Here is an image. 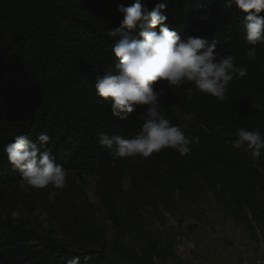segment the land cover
<instances>
[{
    "label": "trees",
    "instance_id": "1",
    "mask_svg": "<svg viewBox=\"0 0 264 264\" xmlns=\"http://www.w3.org/2000/svg\"><path fill=\"white\" fill-rule=\"evenodd\" d=\"M134 2L0 0V205L8 210L7 215L0 213V264H66L73 256L81 264H153L154 257L168 256L176 260L150 241L140 251L120 241L109 247L100 231L99 250L94 251L89 226L78 213L70 214L67 244L39 224L36 229L30 222L36 203L3 190L23 181L4 151L17 135L36 141L47 132V148L66 172L101 177L115 191L121 192L119 177L126 174L132 184L124 195L129 208L148 206L152 200L154 205L169 204L175 195L194 201L207 188L235 223L250 231L254 226L264 229V155L257 161L246 146H236L240 127L264 135V46L257 45L255 62L246 58L252 46L245 39L244 13L225 7V0H142L150 11L166 5L162 14L170 30L181 37L216 39L221 56L231 54L237 66L247 68L244 78L230 82L223 102L198 92L189 99L186 89L194 85L174 91L167 82L155 85L165 93L162 114L188 137H199L191 154L181 157L163 149L148 159H122L100 146L98 132L131 138L143 123V107L120 120L95 90L96 76L117 62L107 32L122 26L119 6ZM203 15L206 20L200 19ZM14 209L25 214L13 221ZM114 220L120 225V215Z\"/></svg>",
    "mask_w": 264,
    "mask_h": 264
},
{
    "label": "clouds",
    "instance_id": "2",
    "mask_svg": "<svg viewBox=\"0 0 264 264\" xmlns=\"http://www.w3.org/2000/svg\"><path fill=\"white\" fill-rule=\"evenodd\" d=\"M233 6L244 13L245 39L252 46L245 55L255 62L257 45L264 46V15H261L264 0H225V7ZM165 9L166 5L160 3L150 11L142 0H135L129 6L120 5L118 11L124 16L122 26L107 32L114 41L112 52L117 62L103 75L96 76V93L110 104L112 114L120 120H127L137 111V106L144 108L141 130L131 138L104 131L97 133L100 146L122 159H148L163 149H173L184 157L191 154L192 144L199 143V137H188L180 126L172 125L162 114L160 101L165 93L155 85L167 82L172 91L194 85L186 89L189 99L198 92L223 102L228 99L230 82L247 75L246 67L236 65L235 56L218 53L216 39L208 41L193 34L181 37L170 30L167 17L162 14ZM200 19L207 17L203 15ZM237 135L236 146H246L251 158L258 161L264 155V135L259 129L249 131L240 127ZM49 142L47 132H41L36 141L17 135L4 151L21 179L34 189H48V199L54 202L55 192L51 189L66 188L67 172L56 163L47 148ZM24 214L14 209L10 216L15 221ZM66 264H81V259L73 256Z\"/></svg>",
    "mask_w": 264,
    "mask_h": 264
},
{
    "label": "rangeland",
    "instance_id": "3",
    "mask_svg": "<svg viewBox=\"0 0 264 264\" xmlns=\"http://www.w3.org/2000/svg\"><path fill=\"white\" fill-rule=\"evenodd\" d=\"M125 175L119 177L122 190L118 192L106 179L68 171L66 188L51 189L54 202L48 199V189H34L24 181L3 190L36 203L30 222L36 229L41 225L62 243L69 242L73 227L70 214L78 213L89 226L94 251L99 250L100 231L109 247L120 241L140 251L150 241L175 254L176 260L154 257L153 264H264V229L254 226L250 231L235 223L207 188L194 201L178 200L175 195L169 204L158 201L154 205L152 200L148 206L129 208L124 195L132 184ZM3 205L0 213L7 215ZM117 215L120 225L114 220Z\"/></svg>",
    "mask_w": 264,
    "mask_h": 264
}]
</instances>
